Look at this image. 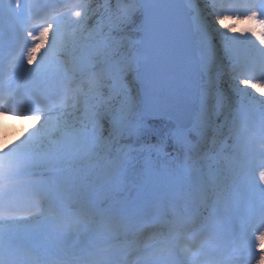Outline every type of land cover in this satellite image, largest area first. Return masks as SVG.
<instances>
[{
  "label": "snow or ice",
  "instance_id": "snow-or-ice-1",
  "mask_svg": "<svg viewBox=\"0 0 264 264\" xmlns=\"http://www.w3.org/2000/svg\"><path fill=\"white\" fill-rule=\"evenodd\" d=\"M0 141V264H264V0H0Z\"/></svg>",
  "mask_w": 264,
  "mask_h": 264
},
{
  "label": "rangeland",
  "instance_id": "rangeland-1",
  "mask_svg": "<svg viewBox=\"0 0 264 264\" xmlns=\"http://www.w3.org/2000/svg\"><path fill=\"white\" fill-rule=\"evenodd\" d=\"M32 123H34V121L25 120L23 124H21L19 121L15 123L7 121L4 127L7 129L9 139H12L22 128L30 127ZM2 142L3 141H0V143Z\"/></svg>",
  "mask_w": 264,
  "mask_h": 264
},
{
  "label": "bare ground",
  "instance_id": "bare-ground-1",
  "mask_svg": "<svg viewBox=\"0 0 264 264\" xmlns=\"http://www.w3.org/2000/svg\"><path fill=\"white\" fill-rule=\"evenodd\" d=\"M9 122H13V123H15V122H17V121H14V120H9Z\"/></svg>",
  "mask_w": 264,
  "mask_h": 264
}]
</instances>
